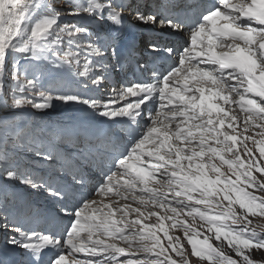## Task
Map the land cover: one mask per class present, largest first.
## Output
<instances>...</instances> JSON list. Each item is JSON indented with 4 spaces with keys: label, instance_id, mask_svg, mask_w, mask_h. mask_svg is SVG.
<instances>
[{
    "label": "snow or ice",
    "instance_id": "obj_1",
    "mask_svg": "<svg viewBox=\"0 0 264 264\" xmlns=\"http://www.w3.org/2000/svg\"><path fill=\"white\" fill-rule=\"evenodd\" d=\"M129 20L186 38L145 45L151 63L161 51L175 62H142L121 36ZM126 68L151 79L114 82ZM56 102L96 126L25 119ZM65 141L79 158L59 151ZM246 141L264 158V0H0V264H264L251 256L264 231L249 218L264 217V159H246ZM10 144L52 174L22 167ZM90 166L100 175L85 192ZM17 182L51 211L28 205L22 220Z\"/></svg>",
    "mask_w": 264,
    "mask_h": 264
},
{
    "label": "rangeland",
    "instance_id": "obj_2",
    "mask_svg": "<svg viewBox=\"0 0 264 264\" xmlns=\"http://www.w3.org/2000/svg\"><path fill=\"white\" fill-rule=\"evenodd\" d=\"M54 2H56V3H60L61 2V0H54ZM65 19L66 20H69V21H71L72 20V17H65ZM50 111H52L51 109H48V110H45V111H43V112H40V115L39 116H37V117H35V119H37L38 121H40V122H37V123H39L40 125H51V121H49V112ZM32 112H34V111H32ZM31 113V112H30ZM30 113H28L29 114V119H28V121H31V124L30 125H32V126H34L35 124H37V123H34L33 122V117L30 115ZM27 117V118H28ZM9 151H10V154L11 155H13V156H15V158L18 160V158H17V156L16 155H19V154H21L22 156H24V155H30V154H33V152H32V150L31 149H26V148H24V147H19V146H17L15 149H13V146L10 144L9 145ZM31 156V155H30ZM35 157V156H34ZM36 158V157H35ZM261 159L260 157H256L255 159ZM38 160V159H37ZM39 161V160H38ZM33 163L34 162H32L31 164H29L31 167H33L32 165H33ZM14 186H21L18 182L14 185ZM250 191H252V190H250ZM257 194H259V193H257ZM48 210H50L51 211V207H48V209L46 210V212L48 211ZM251 220H252V225L251 226H258V228H257V230L258 231H264V217H259V216H257V217H249ZM3 234H4V230H3ZM3 238L5 239V236L3 235ZM4 242H5V240H4ZM3 242V243H4ZM3 243H1V244H3ZM212 243L213 244H216L217 242L215 241V240H212ZM122 244H124V243H122ZM225 251H226V253L227 254H230V255H235L234 254V252H232V250L231 249H228V248H225ZM251 256H252V259L253 260H256V261H264V251H256V250H253L252 251V253H251ZM192 264H197V260H196V258H193L192 259Z\"/></svg>",
    "mask_w": 264,
    "mask_h": 264
},
{
    "label": "bare ground",
    "instance_id": "obj_3",
    "mask_svg": "<svg viewBox=\"0 0 264 264\" xmlns=\"http://www.w3.org/2000/svg\"><path fill=\"white\" fill-rule=\"evenodd\" d=\"M95 30H97V27H95L94 28ZM96 124H97V122L96 121H94V123L93 124H89L88 122H84V124H75L74 126H96ZM48 211H50V210H48ZM82 255H84V254H82Z\"/></svg>",
    "mask_w": 264,
    "mask_h": 264
}]
</instances>
